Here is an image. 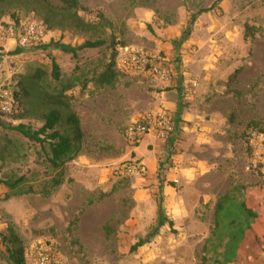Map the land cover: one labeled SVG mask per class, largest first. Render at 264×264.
Instances as JSON below:
<instances>
[{
	"label": "rangeland",
	"instance_id": "obj_1",
	"mask_svg": "<svg viewBox=\"0 0 264 264\" xmlns=\"http://www.w3.org/2000/svg\"><path fill=\"white\" fill-rule=\"evenodd\" d=\"M45 1L48 6L15 1L0 18V32L32 21L46 28L45 40L19 55H10L15 45L0 46V102L8 100L13 109L0 111V124L43 125L37 91L25 108L18 109L13 98L21 79L40 70L49 92L73 86L66 95L83 138L65 166L64 183L50 197L6 199L8 190L0 186V235L14 230L26 264H33L32 250L40 244L56 251L62 264H215L203 248L219 197L243 187V197H253L264 213V175L252 167L249 144L251 134L264 144V0H78L77 13L61 11L58 0ZM97 41L103 46L75 57L54 46ZM118 48L167 59L175 82L161 87L115 70ZM113 53L116 81L99 85ZM52 62L59 83L51 79ZM182 81L197 85L192 100L189 93L173 98L178 114L184 111L190 121L181 120L172 142H148L145 152L153 163L145 162L136 150L142 141L129 144L126 129L156 111L179 124L160 101ZM7 140L21 143V153L5 151ZM161 154L171 163H160ZM175 155L187 163H173ZM43 158L40 146L0 127V179L25 176L38 189L54 175L46 174ZM196 160L207 163H190ZM124 164L143 171L122 177ZM170 170L175 179L167 176ZM253 227L264 249V215ZM140 240L148 242L132 250ZM0 264H9L1 238ZM246 264H264V252L248 251Z\"/></svg>",
	"mask_w": 264,
	"mask_h": 264
},
{
	"label": "trees",
	"instance_id": "obj_2",
	"mask_svg": "<svg viewBox=\"0 0 264 264\" xmlns=\"http://www.w3.org/2000/svg\"><path fill=\"white\" fill-rule=\"evenodd\" d=\"M19 0H0V18L3 17L10 4ZM23 1V0H21ZM29 1V0H27ZM34 2L49 5L45 0H32ZM61 4V11L77 13L82 10L78 0H58ZM204 9L199 14L212 10ZM55 50L64 54H70L72 57L81 50L98 49L103 46V42H85L78 48L56 43ZM43 48H49L43 47ZM23 49L16 48L11 56L19 55ZM114 57L106 68L105 72L97 79V83L102 86H113L117 75L114 71ZM1 62V55H0ZM47 78L44 71H36L31 77H23L18 83V93H14V101L17 102V108L33 105L32 94L38 92L37 101L42 109L41 121L43 125L35 130L28 125L17 123L16 125H6L1 123L0 127L18 134L27 142L40 146L44 155V164L46 174L54 173L48 179L40 182V187L36 189L29 185V179L25 176L12 177L9 179H0V186L8 190L6 199L25 195H41L43 198L50 197L53 192L64 183L65 166L74 160L80 152L83 133L77 115L71 110L69 97L66 92L73 88L68 85L59 90L52 89L49 92L47 87L41 83ZM51 79L60 82V76L57 65L52 62ZM27 101V102H25ZM21 143L7 140L4 150L10 154L18 155L21 153ZM23 151V150H22ZM41 157V156H40ZM43 157V156H42ZM245 188L234 186L217 200L213 218L212 230L205 241L204 253H212L215 264H246L248 251L250 253L261 254L262 242L254 230V223L260 222L264 213L260 207L255 204V199L251 196L243 197L242 191ZM163 222L159 223L161 227ZM157 230L153 233L156 234ZM1 242L5 248V260L9 264H26L25 251L22 241L16 235L12 228L7 230L6 235H0ZM148 240H140L132 247V250L143 246ZM206 259H203L205 262Z\"/></svg>",
	"mask_w": 264,
	"mask_h": 264
},
{
	"label": "built area",
	"instance_id": "obj_3",
	"mask_svg": "<svg viewBox=\"0 0 264 264\" xmlns=\"http://www.w3.org/2000/svg\"><path fill=\"white\" fill-rule=\"evenodd\" d=\"M3 41L25 49H33L40 45L46 38V28L42 23L32 21L26 25H8L0 32ZM116 67L124 75L144 76L159 85H170L175 77V67L165 58L151 56L143 52L118 48ZM0 111L4 114L13 112L8 100L0 102ZM126 139L129 144H138L145 137L153 135L158 141L172 142L176 134V122L165 111H156L145 114L137 122L126 129ZM250 147L253 151V169L264 175V144L256 134H251ZM122 177H130L143 171L140 165L124 164L118 169ZM33 264H62L59 254L43 244L37 245L32 250Z\"/></svg>",
	"mask_w": 264,
	"mask_h": 264
},
{
	"label": "crops",
	"instance_id": "obj_4",
	"mask_svg": "<svg viewBox=\"0 0 264 264\" xmlns=\"http://www.w3.org/2000/svg\"><path fill=\"white\" fill-rule=\"evenodd\" d=\"M13 42H10V41H3V40H1V38H0V46H3V48H6L7 46H14L13 44H12ZM115 67V66H114ZM115 70H117L116 68H115ZM118 72V71H117ZM175 81H172V83H174ZM159 85V84H158ZM159 86H161V87H163V85H159ZM197 87V85L196 84H192V83H188L187 81H182L181 83L179 82V83H176V84H174L172 87H174V88H176L175 90H173V91H171L168 95H167V97H162V100L160 101L161 102V104H165L164 105V107L165 108H168L169 110H171L170 112H175V118H176V120H177V122L179 123V124H177L176 126H177V128H179L180 129V124H181V120L182 121H184L185 120V118H186V121L188 122V121H190V116H188V114L187 113H185L184 111V113L182 112L180 115L178 114V112H179V110L181 109L180 107H178V105H175L174 103H173V98H174V96H176V98H178V100H179V97L180 98H182V99H184L183 98V96H184V94L186 95V94H188L189 93V98H191L190 100H192V98H193V96L192 95H194L195 94V89H193V87ZM179 89H181V90H179ZM191 93H192V95H191ZM191 95V96H190ZM164 96V95H163ZM181 101V100H180ZM178 103H179V101H178ZM177 112V113H176ZM175 120V119H174ZM176 122V121H175ZM131 125V124H130ZM129 125V126H130ZM128 126V127H129ZM184 130V129H183ZM150 141H157L159 144H163V142H161V141H158L155 137H153V135H150V136H147V137H145L144 138V140L142 141V143L140 144V146H138L137 148H136V150H138V152H139V154H138V156L139 157H141V158H145V162L147 161L148 163H153V162H151V158L150 157H148L147 156V153L145 152V150H146V147H145V145L148 143V142H150ZM150 158V159H149ZM174 159L173 160V163H187L186 162V160H184V158L183 157H181V156H177V155H175V156H173V157H171V159ZM160 160V163H171L170 162V159L169 158H166V157H163V155L161 154V159H159ZM176 160H177V162H176ZM190 163H207V162H203V161H201V160H196V161H191ZM164 167V166H163ZM161 168H162V166H161ZM168 175H170L171 177H173V179H175L176 178V174L174 173V172H172L171 170H170V172L167 174V176ZM162 180H163V177H160ZM255 224V223H254Z\"/></svg>",
	"mask_w": 264,
	"mask_h": 264
}]
</instances>
